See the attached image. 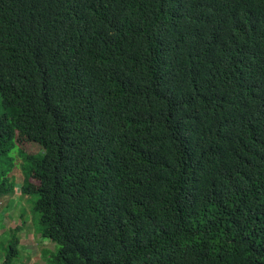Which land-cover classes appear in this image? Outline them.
I'll list each match as a JSON object with an SVG mask.
<instances>
[{"label":"trees","instance_id":"obj_1","mask_svg":"<svg viewBox=\"0 0 264 264\" xmlns=\"http://www.w3.org/2000/svg\"><path fill=\"white\" fill-rule=\"evenodd\" d=\"M17 193L0 264H264V0H0Z\"/></svg>","mask_w":264,"mask_h":264},{"label":"rangeland","instance_id":"obj_2","mask_svg":"<svg viewBox=\"0 0 264 264\" xmlns=\"http://www.w3.org/2000/svg\"><path fill=\"white\" fill-rule=\"evenodd\" d=\"M20 162L16 160V164ZM14 178L16 186L23 182V174L21 167L16 165L9 174ZM26 197H21L19 193L13 194V197L0 198V245L2 248L8 249L11 238V231L15 229L21 220L17 217L19 209L24 206L29 210L30 205L25 201ZM26 227L18 232L22 236L19 248L21 249L20 259L16 261L17 264H46L45 258L42 254L44 248L54 249V244L46 239H43L39 233L35 232L34 227L28 214ZM2 251V250H1ZM0 251V257L3 252Z\"/></svg>","mask_w":264,"mask_h":264}]
</instances>
